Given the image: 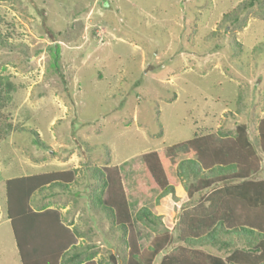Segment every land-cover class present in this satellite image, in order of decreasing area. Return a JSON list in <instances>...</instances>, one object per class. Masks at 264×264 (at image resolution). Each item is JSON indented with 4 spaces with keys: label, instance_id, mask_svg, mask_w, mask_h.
Segmentation results:
<instances>
[{
    "label": "rangeland",
    "instance_id": "1",
    "mask_svg": "<svg viewBox=\"0 0 264 264\" xmlns=\"http://www.w3.org/2000/svg\"><path fill=\"white\" fill-rule=\"evenodd\" d=\"M242 1L0 0V76L10 84L0 117V264H22L6 218L9 180L63 173L86 245L96 247L98 261L113 255L122 264L121 233L92 204V168L120 166L243 124L260 161L253 178L264 179L257 138L264 118V12H245L241 31L223 22ZM57 45L58 73L50 68ZM143 173L124 172L130 193ZM157 195L131 199L132 215L139 203L156 209L160 231L172 237L153 264L177 249L182 212L202 199L190 200L182 183L175 197L156 203ZM143 238L150 240L146 229Z\"/></svg>",
    "mask_w": 264,
    "mask_h": 264
},
{
    "label": "trees",
    "instance_id": "2",
    "mask_svg": "<svg viewBox=\"0 0 264 264\" xmlns=\"http://www.w3.org/2000/svg\"><path fill=\"white\" fill-rule=\"evenodd\" d=\"M255 7L264 12V0H244L226 13V30L234 27V32L241 31L247 23L243 14ZM3 41L0 34V43ZM50 54V68L58 73L60 46L51 48ZM9 90L10 84L3 85L0 76V117ZM257 129L258 145L264 154V118L259 120ZM130 169L144 172L133 193L125 183L124 172ZM259 170L260 161L246 125H237L234 131L222 126L216 135H196L106 170L92 168L97 185L92 204L121 233L125 252L122 264H153L172 237L169 232L160 231L163 218L156 209L139 203L132 215L131 199L158 193L156 203H160L166 197H175L182 183L190 200L196 194H202V199L184 208L178 227L180 245L166 253L160 264H264V179L253 178ZM70 182L60 172L7 182V217L22 264H118L113 255L108 260L95 261L92 245L77 246L75 237L81 234L75 227L69 230L57 211L32 209L35 192L47 186L68 190ZM55 227L59 240L54 244L49 232ZM144 229L150 234L148 241L143 238ZM206 248H216L226 256L211 254Z\"/></svg>",
    "mask_w": 264,
    "mask_h": 264
},
{
    "label": "crops",
    "instance_id": "3",
    "mask_svg": "<svg viewBox=\"0 0 264 264\" xmlns=\"http://www.w3.org/2000/svg\"><path fill=\"white\" fill-rule=\"evenodd\" d=\"M74 168H76V167H74ZM41 174H43V173H41ZM41 174H39V175H41ZM31 176H33V175H31ZM26 177H28V176H26ZM67 185H68V190H65L64 188H63L64 189L63 190L59 186H55V187L47 186L49 188H47L43 191L35 192L31 198V207L35 212H40V211L43 212L45 210L57 211L60 214L62 223L69 230H73L74 227L76 228V224H77L76 218L79 217L80 211L75 212L74 208L71 207L70 202L66 201V198L69 197L68 195H71L68 193H70L69 190L72 188L71 182L68 183ZM85 193H86V190H85ZM77 198H79V197H76L75 199H77ZM74 203H75V201H74ZM0 218H1V212H0ZM6 218H7V221H9L7 214H6ZM9 223H10V221H9ZM57 230H58V227H55V228H53V230H51L49 232V233H52V239L51 240L54 244L56 242H58V240H59V236H58L59 233L57 232ZM79 233L81 234V237H77V236L75 237L76 238V245L77 246L86 245L85 239L83 238L81 231H79ZM94 249H96V247ZM94 249H93V251H94ZM96 256H97V254H96ZM96 256H95L94 260L98 261Z\"/></svg>",
    "mask_w": 264,
    "mask_h": 264
}]
</instances>
